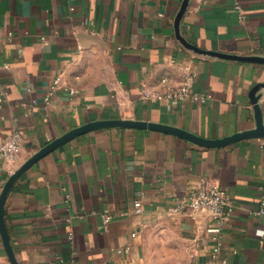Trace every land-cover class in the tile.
I'll use <instances>...</instances> for the list:
<instances>
[{
	"label": "crops",
	"instance_id": "obj_1",
	"mask_svg": "<svg viewBox=\"0 0 264 264\" xmlns=\"http://www.w3.org/2000/svg\"><path fill=\"white\" fill-rule=\"evenodd\" d=\"M183 1L0 0V141L23 136L19 158L0 160V196L32 156L90 122L144 121L205 139L256 128L250 94L264 84V65L185 47L175 26ZM180 34L205 51L264 58V0H190ZM185 66L206 102L143 99L164 76L179 84ZM200 178L235 207L216 257L211 216L174 212ZM263 202L264 139L206 148L162 131L109 128L75 137L23 173L4 220L19 264H264ZM0 264H12L1 233Z\"/></svg>",
	"mask_w": 264,
	"mask_h": 264
},
{
	"label": "built area",
	"instance_id": "obj_2",
	"mask_svg": "<svg viewBox=\"0 0 264 264\" xmlns=\"http://www.w3.org/2000/svg\"><path fill=\"white\" fill-rule=\"evenodd\" d=\"M236 12L242 21H246L247 16L244 13L243 8L236 4ZM197 82V74L189 66L184 67L183 76L179 84H174L171 80L164 76L159 80V88L150 90L144 89L143 99L146 101L155 102H176L183 103L186 100H192L193 102L204 103L209 99L210 95H203L195 91V85ZM61 84L60 77H57L53 82L50 91L53 92L59 88ZM71 91H74L71 89ZM6 95L0 90V101ZM48 102L49 98H45ZM38 102L33 101L30 111L37 109ZM23 136L20 132L15 131L3 140L0 141V160L15 162L22 151ZM263 209L261 214L264 215V202L262 203ZM190 208L192 210L208 213L211 216L213 226L209 229L214 234L213 239L216 240V247L214 248V257L218 255L222 248L223 232L233 217L235 207L231 202V198L228 192L221 186L213 185L207 178H200L196 184H194L188 194L177 202L174 212H179ZM142 204L139 202L135 205L133 210L134 214L142 213ZM104 222L107 224L112 216L109 213L103 215ZM135 235V234H134Z\"/></svg>",
	"mask_w": 264,
	"mask_h": 264
},
{
	"label": "water",
	"instance_id": "obj_3",
	"mask_svg": "<svg viewBox=\"0 0 264 264\" xmlns=\"http://www.w3.org/2000/svg\"><path fill=\"white\" fill-rule=\"evenodd\" d=\"M190 0H184L182 7L180 9V12L176 18V31L177 36L180 40V42L187 47L190 50H193L197 53L209 55L213 57H218L222 59L227 60H235V61H241V62H250V63H259L264 65V58L258 57V56H237V55H230L220 52H213V51H205L202 50L193 44L189 43L185 38H183L180 34V23L182 20L183 15L185 14L188 4ZM264 89V84H258L256 85L251 94V102L254 105L255 114H256V128L252 130H248L245 132L237 133L232 136H228L225 138L220 139H205L199 136H196L195 134H192L186 130L179 129L172 126H166L156 123H150V122H144V121H134V120H121V119H115V120H100L95 122H90L88 124H85L79 128H75L65 134L64 136L58 138L54 142L48 144L46 147H44L42 150H40L38 153H36L34 156H32L23 166H21L8 180V182L5 184L3 192L0 196V233L3 239V243L5 245L6 251L9 255V258L12 262V264H19L16 260L10 236L8 234V230L6 228L5 220H4V210L6 201L8 198V194L10 190L12 189L15 182L22 176L23 173H25L28 169H30L34 164H36L40 159L44 158L54 150L58 149L63 144L69 142L70 140L74 139L77 136L84 135L90 131H94L97 129H109V128H138V129H150L155 131H162L166 133H171L174 135H177L181 138H184L194 144H197L202 147L206 148H219L227 145H231L234 143H237L239 141L245 140V139H264V114L261 105L259 104V100L261 99L262 95L258 92Z\"/></svg>",
	"mask_w": 264,
	"mask_h": 264
}]
</instances>
